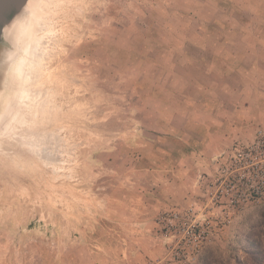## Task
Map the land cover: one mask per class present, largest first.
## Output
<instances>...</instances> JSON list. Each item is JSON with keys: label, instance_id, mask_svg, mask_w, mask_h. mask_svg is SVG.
Segmentation results:
<instances>
[{"label": "rangeland", "instance_id": "374dc122", "mask_svg": "<svg viewBox=\"0 0 264 264\" xmlns=\"http://www.w3.org/2000/svg\"><path fill=\"white\" fill-rule=\"evenodd\" d=\"M41 15L36 114L0 148V264L245 261L264 203L231 155L264 127V0H48Z\"/></svg>", "mask_w": 264, "mask_h": 264}, {"label": "bare ground", "instance_id": "6f19581e", "mask_svg": "<svg viewBox=\"0 0 264 264\" xmlns=\"http://www.w3.org/2000/svg\"><path fill=\"white\" fill-rule=\"evenodd\" d=\"M47 3L48 0H23L1 30L9 47L0 52V64L5 67L0 94V148L14 138L25 137L28 120L36 114L32 86L46 53L43 44L38 45L37 35L43 20L41 11Z\"/></svg>", "mask_w": 264, "mask_h": 264}, {"label": "built area", "instance_id": "2783aa9c", "mask_svg": "<svg viewBox=\"0 0 264 264\" xmlns=\"http://www.w3.org/2000/svg\"><path fill=\"white\" fill-rule=\"evenodd\" d=\"M241 192L251 201L264 203V127L247 143H237L231 155Z\"/></svg>", "mask_w": 264, "mask_h": 264}, {"label": "trees", "instance_id": "16d2710c", "mask_svg": "<svg viewBox=\"0 0 264 264\" xmlns=\"http://www.w3.org/2000/svg\"><path fill=\"white\" fill-rule=\"evenodd\" d=\"M264 235V234H262ZM250 241V249L245 250L246 259L241 261L237 256L230 257L233 264H264V237L263 239L258 234L252 233ZM198 264H228L223 260L214 258L210 253L199 259Z\"/></svg>", "mask_w": 264, "mask_h": 264}, {"label": "water", "instance_id": "95a60500", "mask_svg": "<svg viewBox=\"0 0 264 264\" xmlns=\"http://www.w3.org/2000/svg\"><path fill=\"white\" fill-rule=\"evenodd\" d=\"M22 1L23 0H2V2H0V52L9 47L1 36L2 27L6 22L12 19L17 7ZM0 66L2 65L0 64Z\"/></svg>", "mask_w": 264, "mask_h": 264}, {"label": "snow or ice", "instance_id": "6c2138e0", "mask_svg": "<svg viewBox=\"0 0 264 264\" xmlns=\"http://www.w3.org/2000/svg\"><path fill=\"white\" fill-rule=\"evenodd\" d=\"M0 2H2V0H0Z\"/></svg>", "mask_w": 264, "mask_h": 264}]
</instances>
